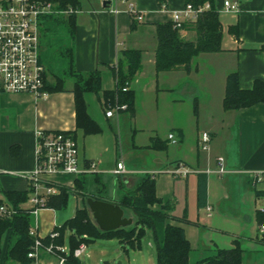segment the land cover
I'll list each match as a JSON object with an SVG mask.
<instances>
[{"label":"crops","instance_id":"crops-1","mask_svg":"<svg viewBox=\"0 0 264 264\" xmlns=\"http://www.w3.org/2000/svg\"><path fill=\"white\" fill-rule=\"evenodd\" d=\"M213 1L223 30L222 51L195 57L189 71L179 69L157 74L155 69V25L171 22L172 12L182 10L185 0H131L142 17L134 28L128 13L113 14L100 0H78L73 32L62 21L44 18L40 57L46 68V85L52 86L61 79L64 91L47 90L46 99L0 92V200L8 205L3 192H27L29 197L28 182L19 174L35 167L36 131L69 132L77 140L82 164L98 161L101 167L106 154L112 155L114 162H123L124 173L116 176L128 187L135 186L143 174H155L157 197L173 206L172 215L182 217L186 213L190 222L173 224L185 232L191 247V263L214 256L217 250L233 249L238 243L243 252L242 264H264L262 224L257 221V213L264 211V179L254 178V172H264V103L239 110L223 109L228 75L236 72L243 90L252 89L256 81L264 82V0ZM226 1L237 3L238 11L224 12ZM192 28L186 23L181 30L183 40L195 41ZM126 50L141 52L142 67L129 87L135 92V114L122 112L118 118V127L127 124L133 130L131 150L122 156L118 154L120 137L115 132V146H110L106 126L113 131L114 121L105 117L95 94L86 93L84 97L88 114L101 133L85 135L77 127L72 90L73 74L86 76L100 71L102 89L112 91L115 87L112 68ZM146 98L152 100V112L159 111L163 103L176 110L187 104L190 109L193 100L196 123L193 139L188 141L185 130L175 125L169 132L177 140L175 148L170 149L169 143L166 151L149 149L156 136L139 140L137 125L139 113L147 105ZM200 132L211 136L207 152L198 147ZM167 136L158 138L167 140ZM147 154L150 160L143 157ZM130 158H134V165L131 162L126 165ZM218 158L223 159L226 170L223 175L216 173ZM179 165L191 171L187 178L171 175ZM97 175L100 177L96 181L93 176L86 177L91 190L98 189L95 183L106 185L101 174ZM199 175L206 180L202 207L198 206ZM54 180L67 181L58 177ZM105 195L108 196L107 190ZM20 207L30 209L28 200ZM77 207L78 204L75 210ZM75 210L63 217L57 211L41 209L36 216L32 215L31 228L40 238H45L55 226L72 218ZM8 244L9 233L2 242L0 264H18L5 261ZM51 259L42 255L40 264H52Z\"/></svg>","mask_w":264,"mask_h":264},{"label":"trees","instance_id":"trees-1","mask_svg":"<svg viewBox=\"0 0 264 264\" xmlns=\"http://www.w3.org/2000/svg\"><path fill=\"white\" fill-rule=\"evenodd\" d=\"M59 5L62 10L78 9V0H48ZM186 5L191 4L194 8L209 4V9L203 11L198 19L190 23L195 32V41H186L181 37V30L186 24L177 26L174 22L159 23L155 25L157 48L155 51V69L157 74L183 69L190 70L191 61L201 55L219 53L222 51L223 30L219 20V11L213 0H185ZM59 17V18H58ZM55 18L56 22H63L70 32H73L75 14L68 13L61 16H48ZM133 21V20H132ZM136 21L132 22L134 28ZM232 31V30H231ZM142 67V54L138 50H126L113 69L115 87L112 91L102 89L100 71L92 72L86 76L73 74L75 78L73 94L75 98V113L77 127L83 130L85 135L101 133L99 125L89 116L85 102V94L93 93L97 96L103 110L116 104L125 105V112L135 114V92L130 90L131 83L135 80ZM55 85H46V90L64 91V81L56 80ZM58 85L61 86L58 88ZM128 91L123 92V88ZM2 91L0 84V92ZM264 103V82L256 81L250 90H243L239 85L238 74L228 75L226 81L225 96L223 99L224 111L249 108ZM197 109L195 107V113ZM75 138V136L73 135ZM76 139V138H75ZM169 147L168 140L155 137L151 140L149 149L166 151ZM89 176V175H87ZM86 175L73 179L74 186H57L59 192L49 196L46 200L45 209L61 211L66 209L70 198L79 200L80 206L76 208L72 218L66 220L61 226H55L51 237L40 238L42 250L52 246L53 258L65 256L68 264H81L80 259L74 258L73 253L81 244L87 247L97 240H118L128 245L131 249H140L142 239L151 233L156 249V264H242V250L238 243L233 249L217 250L214 256L205 258L196 263L190 262L191 247L185 236L183 228L173 222L190 223L186 213L182 217L171 214L173 206L164 203L156 195V182L151 174H143L140 181L133 187H128L119 178L118 195L116 199L108 198L106 185L95 183L98 187L91 190ZM95 181L100 175L93 174ZM206 180L199 175L198 206L204 205L206 198ZM7 206L15 211L13 218H0V255L2 254V242L9 233V244L5 252V261L11 260L18 264H32L28 253L34 244L35 238L30 235L32 227V214L30 209L21 208V204L28 200L27 192H3ZM108 201L118 205L123 211L132 215L133 223L126 228L115 231L103 232L95 224L92 214L87 206V199ZM4 202L0 200V205ZM158 207V208H157ZM126 217V216H125ZM258 224L264 223V211L257 213ZM68 234V237H67ZM264 242V232L261 236ZM68 243V244H67ZM69 247L68 255L55 250L58 247ZM50 257V256H49ZM52 258V257H50ZM52 258V259H53Z\"/></svg>","mask_w":264,"mask_h":264},{"label":"built area","instance_id":"built-area-1","mask_svg":"<svg viewBox=\"0 0 264 264\" xmlns=\"http://www.w3.org/2000/svg\"><path fill=\"white\" fill-rule=\"evenodd\" d=\"M102 5L113 14L124 11L131 16L133 21H141L142 17L131 4V0H100ZM206 3L199 8H194L191 4L186 5L182 10L172 12V22L177 26L195 22L200 14L209 9ZM123 8V9H122ZM223 11L226 13H236L238 4L226 1ZM77 9L62 10L58 4L48 0H0V84L2 91L8 94H30L37 99L48 97L45 89L46 68L41 62V23L48 16H61L68 13L75 14ZM123 92L128 88H123ZM125 105L116 104L107 107L104 115L108 119L119 118L120 112L125 110ZM171 144H176L174 134L168 135ZM211 136L202 133L198 139L200 151L207 152L211 145ZM95 165L89 163L82 164L79 155L77 140L69 132L58 131L49 132L38 130L35 132V167L29 172L21 175L29 185V198L31 214L36 216L41 209H45L46 200L49 196L58 194L57 186H73V179L82 175H92ZM6 173V172H4ZM124 173L122 162L116 164L114 175L120 176ZM191 173L184 166L179 165L171 172V175L179 178H187ZM218 175H223L226 170L223 159L218 158ZM155 177V174H151ZM71 177L72 181H56L55 177ZM256 181L264 179V172H254ZM210 210V209H209ZM15 211L9 206L0 205V218L11 219ZM260 232H264V224L260 226ZM30 235L35 238L28 258L32 259V264L40 263L41 253H45L53 258V247L49 246L42 250L40 237L35 229H30ZM50 236L55 234L50 232ZM55 250L61 254L68 255L66 246L58 247ZM87 246L81 244L73 253L74 258L80 259L86 255ZM56 264H68L65 256L53 258Z\"/></svg>","mask_w":264,"mask_h":264},{"label":"rangeland","instance_id":"rangeland-1","mask_svg":"<svg viewBox=\"0 0 264 264\" xmlns=\"http://www.w3.org/2000/svg\"><path fill=\"white\" fill-rule=\"evenodd\" d=\"M146 106L143 107V111H140L138 118V129L140 130L139 140L147 139L148 136H156L163 138L172 131V127L175 125L181 126L185 131L186 139L191 141L194 135V129L196 126L195 116L193 114V100H191V108L188 109L189 105L182 104L179 109L171 108L165 103H163L161 109L156 112H152L151 99L146 98ZM189 102V100L186 99ZM149 112V113H148ZM114 128L111 131L108 126H106L109 135L110 146H115L114 133H117L120 137V146L118 154L124 156L127 152L131 150L130 146L133 142V130L130 131V128L127 124H124L123 127H118V120L113 119ZM199 128H202V124H200ZM134 129V127H133ZM202 132H200V135ZM168 138V136H167ZM168 140V139H167ZM169 141V140H168ZM107 144V139L106 142ZM171 144V142L169 141ZM175 144L170 145V149L175 148ZM79 146V145H78ZM103 165H99L98 161H93V164L96 166L94 174H101L102 182L107 186V196L110 199H116V180L117 176L111 174V172L115 169L116 163L114 162V157L110 154L104 155ZM145 159L150 160L149 155L143 156ZM124 159V158H123ZM81 160V158H80ZM132 165L135 164L134 158H130L126 160L125 163L128 165L129 163ZM123 163V162H122ZM143 167V165H142ZM147 169L150 170V168ZM158 170V169H156ZM160 171V170H158ZM89 175L88 177H91ZM58 178L71 181V177H62L58 176ZM93 188H96L93 185ZM79 201V200H78ZM80 206V202H76L74 198H70L66 209L57 211L63 217H68L75 210L76 205ZM127 218H133L132 215L128 212L125 213ZM68 237V234H67ZM68 244V243H67ZM68 248L69 253V247ZM45 255V253H41L39 256ZM49 257V256H48ZM81 264H156V249L152 240L151 233H147V235L142 239L140 249H131L128 245L120 243L118 240H97L94 243H91L86 250V255L80 258ZM52 264H56L54 259H51ZM40 264V263H39Z\"/></svg>","mask_w":264,"mask_h":264},{"label":"water","instance_id":"water-1","mask_svg":"<svg viewBox=\"0 0 264 264\" xmlns=\"http://www.w3.org/2000/svg\"><path fill=\"white\" fill-rule=\"evenodd\" d=\"M87 206L95 224L103 232L126 228L133 223V219L125 217L124 211L112 202L89 198L87 199Z\"/></svg>","mask_w":264,"mask_h":264}]
</instances>
